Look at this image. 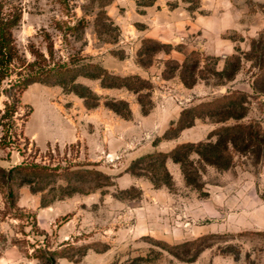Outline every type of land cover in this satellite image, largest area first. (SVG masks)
Wrapping results in <instances>:
<instances>
[{"label": "rangeland", "instance_id": "rangeland-1", "mask_svg": "<svg viewBox=\"0 0 264 264\" xmlns=\"http://www.w3.org/2000/svg\"><path fill=\"white\" fill-rule=\"evenodd\" d=\"M11 7L21 12L13 37L26 61L31 46L50 65L91 62L139 76L149 83L140 94L148 93L141 100L150 110L142 114L138 94L83 76L74 82L96 94L95 108L56 83L27 87L9 122L15 134L0 147V169L25 162L56 174L13 178V209L0 187V264H264V158L236 155L225 170L194 160L195 186L171 159L147 158L234 124L196 119L163 140L179 116L169 104L181 111L241 93L246 113L238 122L264 131V95L252 89L258 52L264 59V0H5L6 13ZM147 39L165 46L155 50ZM191 52L200 64L186 88L178 70L167 78L166 62ZM8 87H0V115ZM108 100H125L130 117L105 107ZM68 134L76 140L64 143Z\"/></svg>", "mask_w": 264, "mask_h": 264}, {"label": "trees", "instance_id": "trees-1", "mask_svg": "<svg viewBox=\"0 0 264 264\" xmlns=\"http://www.w3.org/2000/svg\"><path fill=\"white\" fill-rule=\"evenodd\" d=\"M4 7L5 0H0V87L5 82L9 85L8 89L4 90L7 101L0 115V127L2 129L0 147H7L10 138L15 134L11 130L13 123L9 122L17 112L20 95L28 86L35 83H56L66 91L76 94L83 100L84 106L91 109L98 106L99 98L90 88L76 84L74 81L79 76L99 80L103 88H125L138 94V102L141 105L142 114H148L150 106L149 104L144 105L141 99L145 98L147 100L149 95L148 93L142 95L140 92L142 90L148 91L149 83L139 76H116L103 69L100 65L91 62L79 64L78 62L70 61L50 65L44 55L31 46L29 47V52L33 60L26 61L19 54L13 37V29L18 25L21 18L20 9L11 7L9 12L6 13ZM98 14V22L103 24L101 20L108 18L105 17L103 10ZM145 42L151 44L155 50L165 46L155 40L147 39ZM47 50L52 60L53 53L50 42L47 43ZM253 50H256L255 45H253ZM257 55L258 74L252 83V89L255 93L264 95L263 52L260 51ZM166 64L173 67V72L169 73L167 78L172 77L174 72L178 70L180 81L184 87L191 88L195 85L197 79L195 72L200 64L199 54L191 52L181 63L169 60ZM236 64L234 68L231 67L230 72L225 76L227 80L233 78L237 70ZM222 73L214 72L217 75ZM243 99V94L229 92L213 101L182 109L176 122L170 124L161 139L176 138L181 131L192 127L196 119L212 118L215 123L234 120V124L210 131L204 141L181 143L167 153L156 152L147 156V158L158 160L161 163H164L168 158L171 159L180 166L185 182L193 186L196 184V176L198 175L196 170L193 173L192 164L194 160L202 167L210 166L216 170L228 169L236 155H249L254 160L261 161L264 158V131L258 124L238 122L246 113ZM104 105L124 119L130 117L131 112L125 100H108ZM54 172H56L54 168L47 169L38 164L25 162L15 165L7 171L0 169V187L5 196L7 210L14 208L13 194L8 188L13 178L52 177L56 174Z\"/></svg>", "mask_w": 264, "mask_h": 264}, {"label": "crops", "instance_id": "crops-1", "mask_svg": "<svg viewBox=\"0 0 264 264\" xmlns=\"http://www.w3.org/2000/svg\"><path fill=\"white\" fill-rule=\"evenodd\" d=\"M169 108H170V109L172 110V112L174 113L175 118H177V116H178V114H179V111H180V108H179V107H175L174 105H171V104H169ZM192 128H194V126H192V127H190V128H187V129L183 130V131L181 132V134L184 133V132H187L188 130H190V129H192ZM75 140H76V135H70V134H68V136H66V138H63V139H62V141H63L64 143H71V142H74ZM196 140H200V138H198V139H196Z\"/></svg>", "mask_w": 264, "mask_h": 264}]
</instances>
